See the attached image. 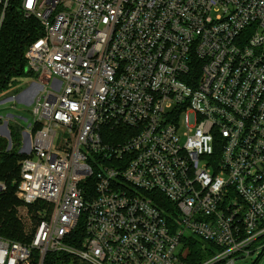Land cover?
Segmentation results:
<instances>
[{
  "label": "built area",
  "instance_id": "built-area-1",
  "mask_svg": "<svg viewBox=\"0 0 264 264\" xmlns=\"http://www.w3.org/2000/svg\"><path fill=\"white\" fill-rule=\"evenodd\" d=\"M14 8L42 31L24 50L40 84L9 96L31 99L17 196L40 207L0 264H192L194 238L197 264L252 254L264 0H0V30Z\"/></svg>",
  "mask_w": 264,
  "mask_h": 264
},
{
  "label": "trees",
  "instance_id": "trees-1",
  "mask_svg": "<svg viewBox=\"0 0 264 264\" xmlns=\"http://www.w3.org/2000/svg\"><path fill=\"white\" fill-rule=\"evenodd\" d=\"M41 32L35 18H24L15 8L7 12L0 30V92L14 84L17 77H34L25 69L24 50L42 34ZM9 127L13 142L10 149H6V141L0 138V182L5 184V189L0 191V235L24 241L29 235L23 230L22 223L16 215V208L23 203L17 196L19 161L27 157V154L18 151L21 147L20 127L16 124H9ZM39 207V203L28 205L34 223ZM77 233L78 229L73 234ZM189 250L192 264L201 262L211 254L204 251L201 242L195 238ZM54 257L55 254L47 255V262Z\"/></svg>",
  "mask_w": 264,
  "mask_h": 264
},
{
  "label": "rangeland",
  "instance_id": "rangeland-1",
  "mask_svg": "<svg viewBox=\"0 0 264 264\" xmlns=\"http://www.w3.org/2000/svg\"><path fill=\"white\" fill-rule=\"evenodd\" d=\"M31 72V75L34 77H17L14 79L15 83L12 84L8 89L3 90L0 92V138L4 139L6 141V149H10L12 145V137L10 136V139L7 135L6 127L4 126V123L7 122V127L10 130L9 124H16L20 127V139H21V147L20 149H23L26 151L27 149V133L25 130V126L28 124L27 119V111L25 109H29L30 104V98H22L26 94H21L19 97L8 99L7 97L13 96L16 93L20 92V90L27 87L31 82H34L35 84H40L39 80L37 79V74L34 73L31 70H28ZM40 91V90H39ZM38 91V92H39ZM7 98V99H5ZM5 99L4 101H1ZM184 114H181L180 119L178 121V133L182 134L185 131L184 127ZM116 133H113L115 135ZM10 143V146H9ZM9 146V147H8ZM23 153V152H20ZM25 154V153H24ZM16 215L20 222L22 223L23 230L26 234L30 236V231H32L34 222L32 220L33 214L28 211V205H22L18 206L16 208ZM264 245V238L256 240L251 247L254 250V252L250 255H247L243 258H238L235 261V264H264V250H261V247ZM77 264H87L85 262L78 261Z\"/></svg>",
  "mask_w": 264,
  "mask_h": 264
},
{
  "label": "water",
  "instance_id": "water-1",
  "mask_svg": "<svg viewBox=\"0 0 264 264\" xmlns=\"http://www.w3.org/2000/svg\"><path fill=\"white\" fill-rule=\"evenodd\" d=\"M16 97H18V94L15 96V98H16ZM7 98H9V97H7ZM7 98H5V99H7ZM5 99H3V100H1V101H4ZM4 126L6 127V130H7V132H8L7 135H8V137H9V139H10V131H9L8 127H7V122L4 123ZM9 146H10V143H9ZM9 146H8V147H9ZM20 152H23V153L26 154L28 151H24L23 149H20Z\"/></svg>",
  "mask_w": 264,
  "mask_h": 264
},
{
  "label": "crops",
  "instance_id": "crops-1",
  "mask_svg": "<svg viewBox=\"0 0 264 264\" xmlns=\"http://www.w3.org/2000/svg\"><path fill=\"white\" fill-rule=\"evenodd\" d=\"M9 99V98H8ZM27 137H28V135H27ZM27 141H28V138H27ZM26 151H27V149H26Z\"/></svg>",
  "mask_w": 264,
  "mask_h": 264
}]
</instances>
